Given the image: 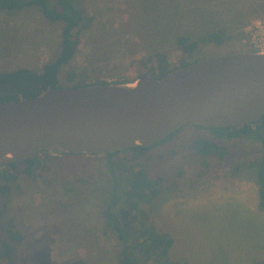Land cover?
Returning <instances> with one entry per match:
<instances>
[{
	"label": "rangeland",
	"instance_id": "obj_1",
	"mask_svg": "<svg viewBox=\"0 0 264 264\" xmlns=\"http://www.w3.org/2000/svg\"><path fill=\"white\" fill-rule=\"evenodd\" d=\"M146 1L150 3V0H80L79 8L87 18H93L94 24L83 34L76 57L62 70L61 86H67L64 80L68 71L90 67H96V77L108 82L123 80L135 56V37L127 22L130 15L134 19L146 17L143 8H147ZM173 3L185 11L200 10L206 17L214 14L209 18L211 26H202L203 30L224 26L230 34L244 31L247 37L253 23L264 19V0ZM209 3L214 6H208ZM234 23H243L245 27L232 32L227 25ZM61 29V23L51 24L39 8L2 12L0 73L20 68L41 71L60 52ZM184 31L198 32L189 27ZM150 37L155 39L153 34ZM161 38L156 41L165 44L154 50L163 48L175 65L180 53L172 44L166 45L165 37ZM245 39H235L233 44L212 53L221 56L254 52L244 43ZM194 135L193 130L186 128L181 137L189 139ZM238 148L247 152V156L241 158L243 166L237 174L234 164L224 165L216 159L211 160L210 172L186 150L174 156L171 144L153 152L157 163L160 155L163 166L182 167L185 174V184L162 190L161 196L146 208L147 216L142 219L146 225L155 226L173 238L168 253L170 264H264V209L259 207L256 173L249 167L254 157H264V144L244 142ZM86 163L90 165L88 169L78 166V161L73 162L74 170L59 171L54 181L40 178L34 181L21 176L20 188L11 196L0 198V230L10 228L9 222H13L15 230L23 236L21 243H14L21 264H69L75 259L89 264H118L122 243L106 226L102 215L107 202L105 192L110 187L109 176L103 175L96 160ZM2 246L0 242V249ZM0 264L5 263L0 261Z\"/></svg>",
	"mask_w": 264,
	"mask_h": 264
},
{
	"label": "trees",
	"instance_id": "obj_2",
	"mask_svg": "<svg viewBox=\"0 0 264 264\" xmlns=\"http://www.w3.org/2000/svg\"><path fill=\"white\" fill-rule=\"evenodd\" d=\"M173 1L177 2V0H150V3L146 1L147 8L143 7L145 18L134 19L133 15H130L127 26L129 30L132 29L135 37L133 39L135 56L128 67V75L116 82L135 83L144 74L161 79L177 68L215 57L214 50L233 44L235 39L239 41L245 39L244 31L234 35L224 26L209 30L201 29L202 26H211L209 18L214 14L206 17L200 10L185 11L181 6L176 8ZM169 2L173 4L169 5ZM79 3L80 0H0V14L33 7L41 9L51 24H62L60 52L56 58L46 63L41 71L20 68L0 73V103L37 97L50 87H86L112 83L96 77L98 69L90 67L82 71H68L64 80L67 86L60 84L62 70L76 57L83 34L94 24L93 18H87L79 8ZM207 5L214 6L213 3ZM135 22L138 23L137 26ZM243 25L234 23L227 26L233 32L234 29L245 27ZM186 27L195 28L198 32L184 31ZM150 34H153L155 39L150 40ZM161 36L166 38V45L172 44L180 53L175 65L171 63L169 54L162 51L163 48L154 50L156 46L165 44L163 41H156ZM208 53L212 55L208 56ZM186 128L195 132L193 138L181 137ZM178 140L180 141L176 142ZM251 141L264 144V119L259 123H244L229 128L184 127L152 147L137 146L104 155H71L42 151L32 161L7 160L0 163V198L11 196L20 188L21 176L34 181L39 178L54 181L59 171L74 170L73 162L78 161V166L88 169L90 165L86 161L96 160L100 163L103 175H108L110 180L109 190L105 192L107 202L102 215L106 226L116 233L122 243V249L117 257L118 264H170L168 253L174 242L173 238L158 231L155 226L146 225L142 219L147 216L146 208L150 207L153 199L161 196L162 190H173L185 184L186 181L183 179L185 174L182 167L163 166L160 155V162L157 163L153 152L166 144H171L174 156L186 150L199 158L208 171L213 167L211 160L216 159L224 165L234 164L233 169L237 174L243 166L240 160L247 156V152L238 148V145ZM249 167L256 173L259 207L264 209V157H254ZM92 176L88 175V178L92 179ZM9 224L10 228L3 227L0 230L3 231L0 235L3 239L0 241L3 244L0 249V261L5 264H21L19 257L16 256L14 243H21L23 236L15 230L13 222ZM69 264L89 263L83 259H75Z\"/></svg>",
	"mask_w": 264,
	"mask_h": 264
},
{
	"label": "water",
	"instance_id": "obj_3",
	"mask_svg": "<svg viewBox=\"0 0 264 264\" xmlns=\"http://www.w3.org/2000/svg\"><path fill=\"white\" fill-rule=\"evenodd\" d=\"M264 119V53L207 58L161 79L50 87L0 103V163L42 151L104 155L152 147L184 127L229 128Z\"/></svg>",
	"mask_w": 264,
	"mask_h": 264
},
{
	"label": "built area",
	"instance_id": "obj_4",
	"mask_svg": "<svg viewBox=\"0 0 264 264\" xmlns=\"http://www.w3.org/2000/svg\"><path fill=\"white\" fill-rule=\"evenodd\" d=\"M244 43L249 45L254 52L264 53V19L253 23Z\"/></svg>",
	"mask_w": 264,
	"mask_h": 264
}]
</instances>
